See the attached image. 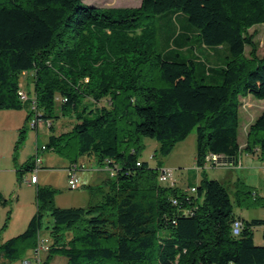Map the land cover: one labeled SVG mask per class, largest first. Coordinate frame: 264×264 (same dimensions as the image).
<instances>
[{
  "label": "trees",
  "instance_id": "1",
  "mask_svg": "<svg viewBox=\"0 0 264 264\" xmlns=\"http://www.w3.org/2000/svg\"><path fill=\"white\" fill-rule=\"evenodd\" d=\"M259 24L264 0H141L129 8L0 0V108L25 105L17 92L21 73L31 72L26 118L34 115L51 131L54 118L73 119L69 130L49 134L43 149L69 165L81 158L108 172L103 186H87L101 197L85 207L56 206L55 189L37 185L36 213L23 232L0 241V259L34 249L48 215L40 264L55 256L66 264H264V228L262 242L253 239L264 219L233 212V205H264V197L241 179L232 194L205 176L185 189L164 185L160 163L140 159L143 137L155 139L165 156L195 131V165L209 153L221 156L216 165H234L241 151L264 161V110L250 123L244 148L238 143L240 98L264 100V55L248 32ZM197 43L220 50V59L195 54ZM33 168L34 160L25 166ZM6 202L0 194V207Z\"/></svg>",
  "mask_w": 264,
  "mask_h": 264
},
{
  "label": "rangeland",
  "instance_id": "2",
  "mask_svg": "<svg viewBox=\"0 0 264 264\" xmlns=\"http://www.w3.org/2000/svg\"><path fill=\"white\" fill-rule=\"evenodd\" d=\"M82 1L83 3L100 8L136 7L141 2V0ZM248 32L253 36L258 56L264 55V24L254 25L248 29ZM193 47L194 49L192 50L195 54L206 55L211 62H215V59H220V50L213 53L198 43ZM246 55L248 56V52H246ZM19 84L20 89L27 94L28 99L24 101L25 105L21 109L0 108V194L7 200L6 205L0 207L1 242L23 232L30 218L36 213L35 190L37 185H48L54 188V204L59 207H85L92 201H98L101 197L100 193L98 194L97 192L98 190H95L97 186L94 187L95 193L93 195L95 197L91 196L87 188L81 187V185L77 189H68L65 167L68 159L52 149H42V146L48 141L49 134H58L69 130L73 119L70 117L54 118L52 131L48 129L47 123L43 121H37L35 126H33L34 115L26 118L27 112L30 109V99L34 98L32 73L28 72L20 76ZM240 100L238 140L240 144L244 143L243 149L246 143L248 127L252 120L264 110V100L256 99L251 95L241 97ZM142 144L143 148L140 159L146 161L152 167H155L156 163H160V168L169 171L173 182L169 181L164 183V185L175 184L185 189L190 185L199 184L205 176L219 180L232 194L233 188L228 181V174L231 173L233 175L234 181L237 180L236 175L240 178L243 177L240 170L236 174V169L229 170L224 168V166L206 168L204 173L202 171L196 172L194 157L196 149L195 131L191 132L182 142L177 143L173 150L165 156L157 151L158 143L155 139L143 137ZM36 156L41 159V162L37 165L39 168L36 173L33 170H26L25 166L28 162L34 160ZM244 158V155H242L243 161ZM83 162L86 163L85 161ZM92 166H94L96 171H92L91 169L90 171L95 172L98 177L108 176V172L103 169L104 167L97 164L94 165V163H92ZM85 173L78 170L77 175L79 179L87 180ZM32 174L36 175L37 183H29ZM241 210L237 205H233L234 213L239 214ZM263 212L264 207L257 206L250 208L248 215L251 214L250 217L259 218L262 217ZM50 221V216L46 215L38 235L41 238L49 239L48 230L44 226ZM262 231L261 227L254 229L253 239L256 244H259L263 240ZM36 247L37 245H35L34 249L23 254L21 258L12 262L0 259V264H23L22 261L24 259L34 258ZM37 258L41 263L45 258V252L41 251L37 255ZM51 264L66 263L63 257L55 256Z\"/></svg>",
  "mask_w": 264,
  "mask_h": 264
},
{
  "label": "crops",
  "instance_id": "3",
  "mask_svg": "<svg viewBox=\"0 0 264 264\" xmlns=\"http://www.w3.org/2000/svg\"><path fill=\"white\" fill-rule=\"evenodd\" d=\"M238 143H239V140H238ZM243 145H244V143L243 144L239 143V146L241 149H242ZM242 155H244V157H245L244 161L242 160ZM83 161H85L86 163H84ZM82 163H84L83 164L84 166H80V168H81L80 170L83 171L84 173L86 172L85 174H86L87 180L84 181L83 179H81V182H82L81 187L83 186V187L87 188V186H92V187L103 186V183H104L107 176L105 175L103 177H98L95 172L90 171V169L92 171L93 170L96 171V169H94V166H92V163H94L93 161H86V160H83L80 158L78 165L82 164ZM65 165L64 166L67 168L69 163L67 162ZM94 165H95V163H94ZM263 167H264V161L260 160L255 153L241 151L240 154L238 155L237 166H235L233 168H226V167H224V168L229 169V170H235L236 169L235 170L236 174H237V171L240 170L241 176H243V177L240 178L238 175H236L237 176L236 179L243 180L245 184H247L248 186H250L252 189L255 190L257 196L264 197V172L262 171ZM207 168H209V167H207ZM87 170H89V171H87ZM200 171L201 170H196V172H200ZM204 171H205V169H204ZM228 176H229L228 181L231 184L232 188H234V182L235 181H234L233 175H231V173H230V174H228ZM34 183H37V181ZM232 190H234V189H232ZM87 191H88V188H87ZM88 193H89V191H88ZM94 197H93V199H94ZM257 206L264 207V205H255V206H249V207L238 206L240 209H242L238 215L245 218V219H252L254 217H250L251 214L248 215L249 214L248 210L250 208H255ZM243 210H244V212H243ZM259 218L264 219V212L262 213V217H259ZM263 228H264V226H261V229H263ZM255 229H258V227Z\"/></svg>",
  "mask_w": 264,
  "mask_h": 264
},
{
  "label": "built area",
  "instance_id": "4",
  "mask_svg": "<svg viewBox=\"0 0 264 264\" xmlns=\"http://www.w3.org/2000/svg\"><path fill=\"white\" fill-rule=\"evenodd\" d=\"M27 72H22V75H25ZM19 98L23 101L27 100V94L23 91V90H19L17 92ZM32 109L35 108L34 105H32L31 107ZM37 123V121H35V119L33 120V126H35V124ZM43 149V146H42ZM221 159V156L218 154V157H209V155H207L206 160L203 162L202 165H195V169L196 170H203L206 169L207 167H216L219 165H216V163H218V160ZM41 162V159L39 157H35L34 159V168H33V172L36 173V171L38 170V163ZM79 166V167H78ZM80 166H84L83 164H71L68 165L66 168V172H67V187L68 189H77L80 185H81V179H79L78 175H77V171L80 170ZM237 166V162L236 164H228V165H224V167L226 168H233ZM239 166V165H238ZM262 171L264 172V167L262 168ZM110 176H112L114 174L113 171H109ZM158 181L160 183H166V182H173V180H171L170 178V173L169 171L164 170L163 168H159V172H158V177H157ZM37 181L36 175L32 174L30 176L29 179V183H34ZM189 190L194 192L195 191V187L191 186L189 187ZM175 202V201H173ZM240 227H241V221L239 219H235L232 223V227H231V231L232 234L234 235H238L240 232ZM48 243L49 241L46 238H41L40 236L37 237V247H36V251H35V255L33 259H24L22 261L23 264H40L37 255L40 254L41 251H46L48 249Z\"/></svg>",
  "mask_w": 264,
  "mask_h": 264
},
{
  "label": "bare ground",
  "instance_id": "5",
  "mask_svg": "<svg viewBox=\"0 0 264 264\" xmlns=\"http://www.w3.org/2000/svg\"><path fill=\"white\" fill-rule=\"evenodd\" d=\"M208 155H209V157H218V154H216V153H209Z\"/></svg>",
  "mask_w": 264,
  "mask_h": 264
}]
</instances>
